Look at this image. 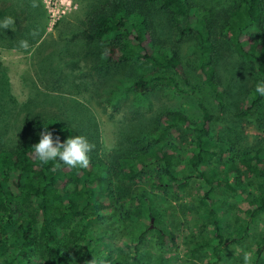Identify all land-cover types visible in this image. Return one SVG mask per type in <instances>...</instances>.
Here are the masks:
<instances>
[{
    "label": "trees",
    "instance_id": "16d2710c",
    "mask_svg": "<svg viewBox=\"0 0 264 264\" xmlns=\"http://www.w3.org/2000/svg\"><path fill=\"white\" fill-rule=\"evenodd\" d=\"M84 1L79 52L105 63L99 67L105 73L122 64L144 63L147 70L130 79L134 92L144 94L158 84L179 92L178 79L186 81L179 41L189 38L195 47L194 70L218 109L226 105L216 70L223 45L248 66L252 82L249 102L235 115L248 117L264 106V96L255 91L264 81V0H232L217 12L199 0ZM35 3L0 0V24L6 17L15 21L11 28L0 27V46L22 49L21 40L30 47L43 39L46 12L40 0ZM198 108L196 120L179 110L160 113L145 132L128 136L127 150L110 162L98 153L96 140L73 127V113L30 107L15 140L0 141V264H164L151 260L147 251L151 231L144 220L156 219L157 213L144 189L137 204L122 207L126 223L117 232V250L105 244V231L94 228L116 211L113 180L133 181L146 170L154 171L146 181L158 192L165 187L181 190L190 177L202 182L197 203L207 233L190 243V251L203 253L202 264H223L228 245L249 237L264 214V119L259 143L225 146L210 136L213 115L201 103ZM45 128L61 142L86 137L95 146L88 153L89 167L69 168L58 159L39 162L32 147ZM180 130L189 133L185 145L173 136ZM215 158L221 161L219 169L209 166ZM217 187L235 201L231 225L223 226ZM177 241L172 231H154L159 249ZM249 251L253 264H264V236L253 239Z\"/></svg>",
    "mask_w": 264,
    "mask_h": 264
},
{
    "label": "rangeland",
    "instance_id": "374dc122",
    "mask_svg": "<svg viewBox=\"0 0 264 264\" xmlns=\"http://www.w3.org/2000/svg\"><path fill=\"white\" fill-rule=\"evenodd\" d=\"M40 1L47 18L43 39L22 49L0 46L1 142L14 141L23 126V114L30 107L39 105L65 114L73 113V127L96 140L98 153L111 162L115 154L127 150L126 138L145 132L160 113L179 110L196 120L199 117L198 103H201L213 115L210 136L215 141L236 147L259 143V130L264 119L260 114L264 112V106L257 107L248 117L235 115L236 110L241 111L249 102L252 82L248 66L227 46L220 48L216 60L220 83L225 89L226 105L222 110L199 81L194 70L195 47L189 38L179 41L186 77V81L178 79L181 90L174 92L164 84H158L151 91L140 94L131 89L130 79L147 70L144 63L122 64L116 67V71L105 73L101 69L105 63L85 58L79 52L83 45L79 20L83 18L84 0ZM231 1L199 0L214 12L223 10ZM158 23L162 27L163 20L159 19ZM163 29L166 33L167 30ZM177 133L173 132V136L178 143L185 145L189 139L188 131ZM220 165L219 158L209 164L217 169ZM152 174L154 171L146 170L133 181L113 180L116 211L110 218L94 223V228L102 233L105 231V244L117 250V232L126 223L122 207L137 204L139 192L144 189L151 197L150 206L157 213L156 219L144 220L151 231L146 246L150 259H160L164 264H202L203 253L191 254L190 251V243L207 233L202 226L205 215L197 203L202 182L190 177L181 190L165 187L158 192L146 181ZM214 191L219 200L223 226L231 225L235 201L221 187ZM142 208L144 211L146 202H142ZM155 229L174 232L178 238L176 245L159 249L154 243ZM261 236H264V214L257 219L249 237L228 245L223 264H243V252L249 251L253 239Z\"/></svg>",
    "mask_w": 264,
    "mask_h": 264
},
{
    "label": "clouds",
    "instance_id": "9594fccd",
    "mask_svg": "<svg viewBox=\"0 0 264 264\" xmlns=\"http://www.w3.org/2000/svg\"><path fill=\"white\" fill-rule=\"evenodd\" d=\"M33 7L37 4L33 0ZM15 24L12 17H6L0 27L3 29L11 28ZM20 47L27 48L28 42L21 40ZM255 91L261 96H264V81L256 85ZM39 142L32 148L34 149L35 158L42 164H48L51 161H56L67 165L69 168H83L89 167L90 158L88 153L93 151L94 145L90 144L86 137L77 135L75 137H69L64 142H61L59 137L53 139L52 132L45 128L40 134ZM59 165H56L58 167ZM253 254L251 251L243 252V264H253ZM90 264H95V261H91Z\"/></svg>",
    "mask_w": 264,
    "mask_h": 264
}]
</instances>
